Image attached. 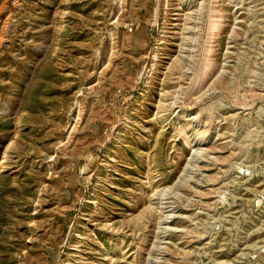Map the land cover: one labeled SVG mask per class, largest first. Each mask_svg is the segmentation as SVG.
<instances>
[{
    "label": "rangeland",
    "instance_id": "obj_1",
    "mask_svg": "<svg viewBox=\"0 0 264 264\" xmlns=\"http://www.w3.org/2000/svg\"><path fill=\"white\" fill-rule=\"evenodd\" d=\"M0 264H264V0H0Z\"/></svg>",
    "mask_w": 264,
    "mask_h": 264
}]
</instances>
